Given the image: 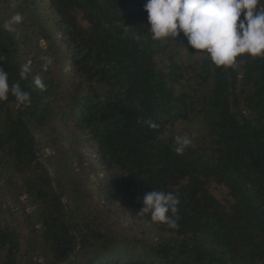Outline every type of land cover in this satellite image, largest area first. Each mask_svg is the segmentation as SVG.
<instances>
[{"label":"trees","instance_id":"obj_1","mask_svg":"<svg viewBox=\"0 0 264 264\" xmlns=\"http://www.w3.org/2000/svg\"><path fill=\"white\" fill-rule=\"evenodd\" d=\"M146 2L0 0V67L31 97L26 107L11 94L0 102L6 187L34 204L48 264H264V57L217 67L182 33L153 40ZM17 13L22 22L6 31ZM46 127L72 156L95 149L98 192L40 160L37 132ZM185 135L191 145L178 155L175 137ZM151 190L178 196L177 228L137 215ZM87 197L148 222L159 239L116 246ZM9 223L0 217V264H19L20 234Z\"/></svg>","mask_w":264,"mask_h":264},{"label":"clouds","instance_id":"obj_2","mask_svg":"<svg viewBox=\"0 0 264 264\" xmlns=\"http://www.w3.org/2000/svg\"><path fill=\"white\" fill-rule=\"evenodd\" d=\"M144 10L153 40L178 39L182 33L196 53L217 67H235L237 57L244 54L251 58L264 57V0H147ZM22 20L17 13L3 28L15 31L14 25ZM29 70L23 67L20 78L26 79ZM33 84L41 91L46 88L39 77L34 78ZM10 94L19 105L26 107L31 103L30 93L19 83L10 85L8 72L0 67V102L7 101ZM144 123L149 129L159 127L152 120ZM175 145L174 151L183 154L191 139L186 135L176 136ZM179 203L173 192L151 190L143 196V206L137 215H149L152 222L175 229Z\"/></svg>","mask_w":264,"mask_h":264},{"label":"rangeland","instance_id":"obj_3","mask_svg":"<svg viewBox=\"0 0 264 264\" xmlns=\"http://www.w3.org/2000/svg\"><path fill=\"white\" fill-rule=\"evenodd\" d=\"M180 128L186 132H197V128L190 125ZM57 134L53 133L50 127L37 132L40 160L53 176L59 175L65 181H84L86 191L98 192V165L93 158L95 149L87 148L82 154L76 150V154L72 156L73 151L65 143V138ZM6 180L8 176L0 171V217L10 222L9 224L20 234L22 255L19 264H48V252L39 240L38 225L34 216L35 206L24 196L12 197L13 191L6 187ZM211 188L220 201L229 200L224 187L212 185ZM86 200L90 210L98 217L101 227L115 235L116 246L120 247L125 237L145 236L154 240L159 239L158 231L148 222L132 219L123 214L118 206L97 203L94 197H87Z\"/></svg>","mask_w":264,"mask_h":264}]
</instances>
